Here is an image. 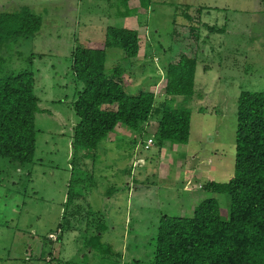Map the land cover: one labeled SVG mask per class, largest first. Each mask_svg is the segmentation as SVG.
I'll list each match as a JSON object with an SVG mask.
<instances>
[{"label": "rangeland", "instance_id": "1", "mask_svg": "<svg viewBox=\"0 0 264 264\" xmlns=\"http://www.w3.org/2000/svg\"><path fill=\"white\" fill-rule=\"evenodd\" d=\"M127 4L137 12L122 15L117 0H0V11L48 7L47 23L40 11L42 26L35 35L8 42L1 52L0 76L31 69L46 111L35 114L34 161L20 166L0 158V264H111L84 247L85 221L76 230L58 227L65 217L73 219L69 212L75 207H64L72 174L77 175L70 162L78 121L72 103L81 87L71 52L77 44L102 47L107 26L126 24L140 36L139 53L123 76L128 93L147 90L164 100L167 65L181 54L197 64L194 96L184 102L171 96L173 106L191 109L187 145L158 147L157 123L150 119L142 139L139 130L118 125L94 158L82 157L80 169L92 175L94 186L79 202L104 214L102 241L121 253L120 264H149L161 216H191L192 206L213 196L228 218L226 194L203 185L227 182L233 174L239 93L264 91V0H150L147 9L138 0ZM123 57L121 49L108 48L106 72L124 63ZM148 138L153 144L145 148ZM83 186L76 188L84 194Z\"/></svg>", "mask_w": 264, "mask_h": 264}, {"label": "trees", "instance_id": "2", "mask_svg": "<svg viewBox=\"0 0 264 264\" xmlns=\"http://www.w3.org/2000/svg\"><path fill=\"white\" fill-rule=\"evenodd\" d=\"M117 1L124 8L122 15L137 12V8L128 7V0ZM138 2L144 9L150 4V0ZM40 11L45 19L48 7L44 5L0 11V64L8 42L32 37L41 29ZM185 17L191 20L187 13ZM108 48L121 49L124 54V63H118L109 73L105 67ZM139 50L137 30L107 26L102 47L77 44L71 52V70L81 87L72 103L78 121L73 128L70 162L77 175L72 174L64 207H75L69 212L73 219L65 217L58 227L62 232L76 230L77 224L85 221L81 234L84 247L111 264H120L121 253L102 241L107 230L104 214L79 202L94 186L92 175L85 177L87 171L80 169L82 157L91 154L94 158V151L118 125L139 130L142 139L150 119L157 123L158 147L163 142L187 144L190 137L191 109L173 106L171 96H179L183 102L194 96L196 58L181 54L167 65L164 96L168 97L158 101L151 91L128 93L122 83L126 67ZM34 86V72L29 68L0 76V158L20 166L34 161L35 114L46 111L39 106ZM107 105L110 108L104 107ZM236 117L233 174L227 182L208 180L203 185L205 191L226 194L228 218L222 217L213 196L192 206L191 216H161L149 264H264V91L242 90ZM81 152L85 154L80 156ZM76 186H83L84 194Z\"/></svg>", "mask_w": 264, "mask_h": 264}, {"label": "crops", "instance_id": "3", "mask_svg": "<svg viewBox=\"0 0 264 264\" xmlns=\"http://www.w3.org/2000/svg\"><path fill=\"white\" fill-rule=\"evenodd\" d=\"M128 16V15H127ZM132 16V15H131ZM136 17V16H135ZM125 18V17H124ZM125 19H127V18H125ZM123 27H126V24H125V26L123 25ZM127 28H129V27H127ZM183 145H187V144H183ZM183 154H184V156H185V153L183 152ZM181 160H183V157L181 158ZM184 185V183L182 184V186ZM185 186V185H184ZM184 186H183V188H184ZM182 188V189H183ZM181 190V189H180ZM179 191V190H178ZM183 191H184V189H183ZM185 192V191H184ZM199 194V193H198ZM43 242H45V241H43ZM56 248V250L58 249L57 248V246L55 247ZM90 254V253H89ZM87 257V255L86 254H83V256L81 257V258H83V259H85ZM92 258V257H91ZM94 258V257H93ZM48 259H46V261H47ZM55 261H58V260H60V259H54ZM51 263H53V260H51V261H48V264H51Z\"/></svg>", "mask_w": 264, "mask_h": 264}, {"label": "built area", "instance_id": "4", "mask_svg": "<svg viewBox=\"0 0 264 264\" xmlns=\"http://www.w3.org/2000/svg\"><path fill=\"white\" fill-rule=\"evenodd\" d=\"M152 143H153V139H152V138H148V139H147V142H146V144H145V148L150 147V146L152 145Z\"/></svg>", "mask_w": 264, "mask_h": 264}, {"label": "clouds", "instance_id": "5", "mask_svg": "<svg viewBox=\"0 0 264 264\" xmlns=\"http://www.w3.org/2000/svg\"><path fill=\"white\" fill-rule=\"evenodd\" d=\"M146 144V143H145ZM153 144V143H152ZM144 147H145V145H144ZM149 148V147H148Z\"/></svg>", "mask_w": 264, "mask_h": 264}]
</instances>
